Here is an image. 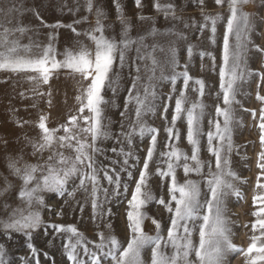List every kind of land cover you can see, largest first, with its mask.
<instances>
[{
  "label": "rangeland",
  "instance_id": "rangeland-1",
  "mask_svg": "<svg viewBox=\"0 0 264 264\" xmlns=\"http://www.w3.org/2000/svg\"><path fill=\"white\" fill-rule=\"evenodd\" d=\"M118 2L130 25V36L132 38L136 39L143 36L146 44H159L165 49V52L170 45H174L180 65L176 71H182L184 66L187 65L189 74L194 79L204 81L205 89L202 98L194 91L198 86L190 82L189 89L186 92L189 104L185 105L187 108L191 102L202 99L206 105L201 122L203 132L207 133L212 130L210 121L214 119H218L222 123L223 117L216 116L215 109L217 106L227 107L223 104L222 94L220 97L217 96V93L220 92L219 71L222 64V37L225 31L226 19L229 15L227 3L225 2L223 6H220L216 5L214 0H204L203 5L199 4L198 0H159L161 4L174 3L177 6L176 15L180 18L173 19L171 17L165 18L163 13L154 8L155 0H141V7L136 6L135 0H118ZM23 4L27 7L18 9L19 11H16L15 17L4 18L0 15V24L7 27L20 25L29 29L22 36L19 33L16 34L19 36L21 44H29L31 41L43 47L49 43L47 39L50 34L55 37L52 41L54 45H62L63 39L65 43L81 44L79 39H85L87 37L85 33L95 27V25L87 26L72 23L83 16L82 12L84 10L33 9L29 6V2ZM35 4L39 5L40 3ZM105 4L109 3H101L102 6ZM201 8L208 15L220 14L225 18L217 23L214 43L212 42L213 34L210 29H200L201 24L204 23ZM241 8L242 11L249 14L253 24V31L250 33L251 41L264 49V0H250L248 4L242 5ZM95 9L92 12L88 10H85V12L88 16L96 17ZM101 9L105 13L104 20H107L104 24V35L110 39L119 40L123 25L118 19L119 13L114 0L113 9L105 7H101ZM37 12L40 19L34 14ZM46 12L50 17H45ZM62 14H64V17ZM141 16L150 17L151 19L141 20ZM9 20L12 21L11 24L4 22ZM46 21H52V23H45ZM66 21L67 23H63ZM56 24L62 26H45ZM69 25L71 27H68ZM153 25L159 29V34L150 36L148 32ZM72 28H75L80 35H76ZM175 33H183L186 39H178ZM231 42H234V38H231ZM189 45L193 48L191 55L187 52ZM37 51V49H33V53ZM146 51H151V49L149 48ZM56 52L59 53V51ZM201 53H205V55L201 57ZM156 55L161 61L165 59V53L157 52ZM136 56L137 53L134 49L129 50L126 53V62L123 66L117 59L113 65V77L118 81L117 90L113 92L106 85L102 91V95L107 101L106 104L102 105V108L109 138L96 142L101 151L94 154V159L100 171L101 189H108V198L105 200L101 191L98 194V202L102 207L93 209L92 197L89 195L91 185H88L89 192H85L84 189L78 187V179L74 183L70 181L67 192L63 196L47 189L42 190L39 194L43 199V204L32 208L33 211H39L42 224L39 228L32 230L31 240L23 232H15L14 230L5 232L0 227V245H3L6 253L5 264H36V259L39 260V264H73V261L68 258L66 245L69 239L75 242L76 237L69 232L57 231L51 225L74 226L85 238L91 251H97L96 245L100 243L101 233L105 236L114 235L126 246V241L130 238L127 220V212L130 210L128 201L131 199L135 181L139 177L147 150L150 147V139L147 136L140 137L136 135L133 137L132 143L128 144L122 135V126L124 130H127L130 123L129 117L133 114L134 105L128 103V92L134 77L137 75V65L141 67V77L147 75L143 70L146 62L137 61ZM212 57H215L214 61ZM56 58L62 60L57 55ZM247 67L254 73H264V54L251 48V45ZM170 71V69L165 68L164 74L167 75ZM33 75L36 74L0 71V189L5 186V178L13 185L8 192L0 196V205L7 202L10 206L7 211L0 207V221L7 220L12 210L22 207L19 196L22 182L12 174L8 167L9 162L19 161V166L24 164L43 165L51 154L50 151H44L42 154L34 153L32 143L29 142H38L41 138V131L38 128L40 117L47 118V126L49 129L56 130L57 135H64L61 126L66 125L71 116L91 115L87 109L82 114L78 112L81 102L77 100V97L82 95L83 90L90 83V78L86 80L82 75L72 73L64 68L54 71L46 84L30 81L27 78ZM159 75L160 73L157 72V76ZM258 82L259 78L253 75L245 82L237 85L239 88L237 100L240 103L232 106L234 109V120L231 125L233 150L227 154L232 171L240 177V180L235 183L242 193V198L229 195L225 199L226 215L231 221L233 243L245 250L249 247L251 237L254 234L251 225L255 222L256 217L253 213L260 207H264V204L254 203L256 196L264 195V189L257 187L258 177L259 182L264 183V175H261L264 170L258 167V154L264 150L261 147L260 130L258 128L259 114L260 110L264 108V102L256 99L257 93L264 95V82H259V87H257ZM146 83V79L141 80L142 85ZM153 84L157 94L153 101L155 110L146 114L144 121L149 126L157 128L159 132L156 150L152 161L149 163L147 190H150L157 198L162 197L167 202L170 199L168 191L170 178H161L157 175L158 168L166 169V163H164L166 158L161 157L160 153L169 151L170 148L166 145L171 144V147H177L191 156L192 146L186 139L187 123L184 115L175 121L174 131L178 130L179 132L178 141L173 140L170 142L166 132V128L172 124L175 96L178 95L179 89L182 87V81L178 80L176 82V92H173V85L170 80L156 79ZM170 95L173 97L171 100L168 99ZM165 105H168L166 113L163 111ZM253 111L257 113L255 119L252 116ZM121 113L125 115L122 116ZM79 126H84L82 119L79 121ZM86 138L90 141V137ZM213 143L215 144L216 141ZM113 149H116V151L114 152ZM121 149L124 152L130 151L133 153L132 157L128 159L127 165L131 177L128 176L127 172L121 170L125 167L122 164L124 157L121 154ZM61 151L65 155H73L71 149L65 148ZM199 155L200 159L205 162L204 176H207L209 172L208 161H212V171H215L214 157L207 150L205 135L200 137ZM113 168L120 174L122 185L120 195L112 194L114 186L110 185L103 176L104 170H107L109 174H113ZM176 177L180 183L187 179L200 182L201 199L205 198L207 189L202 176L195 173L185 176L182 168H178ZM124 185H127V192L124 191ZM69 192L73 194L69 195ZM142 211L147 215V218L143 221L145 233L156 235L158 230L153 223V219H155L160 223V231L166 237L171 216L166 208L153 201L148 203ZM98 213H103V215ZM192 238L194 242L198 243V232H194ZM29 243L37 249L35 258L28 247ZM104 251H107V248ZM164 251L170 253L171 249H164ZM77 253L79 259L90 264L89 257L81 251V246L77 247ZM143 259L144 264H151L150 249L144 250ZM248 259L242 252L229 253L226 257V264H247ZM102 264H114V262L110 260V257H104ZM261 264H264V262H261Z\"/></svg>",
  "mask_w": 264,
  "mask_h": 264
},
{
  "label": "snow or ice",
  "instance_id": "snow-or-ice-1",
  "mask_svg": "<svg viewBox=\"0 0 264 264\" xmlns=\"http://www.w3.org/2000/svg\"><path fill=\"white\" fill-rule=\"evenodd\" d=\"M118 19L123 25V30L119 40L110 39L104 35L105 26L103 19L105 13L103 9L96 8V25L90 29L85 35L94 43V50H89L82 43L78 50L73 51L66 49L63 59L56 58V49L52 43L55 39L53 35H49V43L41 47L38 43L31 42L29 44H21L19 33L21 36L29 29L24 26L16 25L7 27L0 24V71H11L13 73L31 72L36 75L27 77L30 81L48 83L54 71L61 68L68 69L72 73L80 74L84 79L90 78V83L83 90L81 96L77 100L81 102L78 109L79 113H83L87 109L91 115L89 116H71L66 125L61 126L64 135H57L56 130L49 129L46 123V117L41 116L38 128L41 131V138L38 142H32L34 153H43L50 151L51 154L44 161V164H24L19 166V161H10L8 167L12 174L19 178L22 182L19 189L22 207L11 211L8 219L0 221V227L5 232L14 230L15 232H23L29 240H31L32 230L37 229L42 224L39 211H33L34 206L43 204L40 192L44 189L55 192L63 196L67 192V186L70 181L79 180L78 187L89 192L88 185H91L89 195L92 197L93 209H99L102 205L99 201V193L103 192L105 200L108 198V189H101L100 171L96 166L94 154L101 151L97 146V141L109 138L107 125L104 123L102 105L106 104L102 91L107 85L113 92L117 90L118 81L111 77L113 65L119 60L121 66L126 62V53L134 49L137 53V61H145L143 66L144 72L147 74L141 77V67L137 65L133 82L128 92V103L133 104V114L129 117L130 123L127 130L123 129L122 135L124 140L132 143L133 137H149L150 147L147 150L143 167L139 172V177L135 181V187L128 201L130 210L127 212L128 228L130 238L126 241V246L122 244L114 235L105 236L100 234V243L96 245L97 251H91L87 245L85 238L78 232L74 226L64 227L62 225H51L52 228L60 232H69L76 237L75 242L68 240L66 248L68 249V258L73 264H87V262L79 259L77 247L81 246V251L89 257L90 264H102L104 257H110L114 264H144L143 252L145 249L151 250V264H226V257L229 253H243L249 259L247 264H261L264 262V207H260L253 213L256 217L255 222L251 225L253 235L251 243L245 250L239 248L232 241L231 221L226 215L225 199L229 195L242 198V193L236 186V181L240 177L232 171L230 167V159L228 153L233 150L232 128L234 120V104H239L237 95L239 94L238 84L245 82L249 77L255 75L259 78V82H264V73L252 72L247 67L248 53L251 48L264 54V49L255 45L250 39V33L253 31V24L248 13L242 11L241 6L246 5L250 0H214L216 5L223 6L225 2L228 6L229 15L225 23V31L222 37V64L219 71L220 92L222 94L223 104L227 107L221 108L217 106L215 109L216 116L223 117L220 120L214 119L210 121L212 130L207 133L203 132L201 122L204 117L206 105L202 99L191 102L186 95L190 82L198 87L194 89L198 96H204L205 84L201 79H194L185 65L182 71H176L180 66L177 60L176 48L170 45L165 49L159 44H146L145 37L140 36L136 39L130 36V25L123 14V10L118 2L114 0ZM203 5L204 0H198ZM137 7H141V0H135ZM87 10L93 11V0H87ZM154 8L163 13L165 18L171 17L179 19L176 15V5L174 3L161 4L159 0H155ZM19 11L13 5L12 8L0 7V15H9ZM38 19L39 13H34ZM201 15L204 23L200 29L209 28L213 34L212 42H215V33L217 23L225 18L220 14L208 15L201 8ZM141 20L151 19L150 17H140ZM12 21L9 20L8 24ZM79 23V21H77ZM48 27H61L62 25H45ZM187 26V25H186ZM68 27H71L69 25ZM72 31L76 35H80L75 28ZM159 34V29L154 25L149 30L148 35L155 36ZM178 39H186L183 33H175ZM234 38V42H231ZM38 51L33 53V49ZM151 51H146L147 49ZM193 48L188 46L187 52L191 55ZM165 53V59L161 61L156 53ZM201 57L205 53L200 54ZM213 61L215 57H212ZM165 68L171 71L165 75ZM157 72L160 73L157 76ZM146 79V84H141V80ZM156 79H167L172 82L173 92H176L175 84L178 80L182 81V87L179 89L178 95L175 96V106L172 117V124L166 128L168 140H179V132L174 131L175 121L179 120L182 115L186 118L187 133L186 139L192 146V154L189 156L183 150L177 147L166 145L169 151L161 152V157L166 158V169H157V175L161 178H170L168 188L170 199L165 201L162 197L157 198L148 189L149 179V163L152 161L157 144V135L159 130L149 126L144 121V116L155 110L153 103L156 98V91L153 81ZM259 82L257 87H259ZM170 95L168 99H172ZM256 99L264 102V95L257 93ZM168 105H165L166 113ZM121 115H125L121 113ZM255 119L257 113L252 112ZM166 118V117H165ZM84 121V126H79L80 120ZM258 128L260 130V143L264 149V108L260 110ZM205 135L207 138V150L214 157L215 171H212V161L207 162L209 172L204 176L203 169L205 162L200 159V137ZM86 137H90L87 139ZM216 141L214 144L213 142ZM71 149L73 155H65L61 149ZM115 152L116 149H113ZM124 159L122 164L125 166L121 170L128 171V159L132 157V152H124L120 150ZM183 161V163H181ZM191 161L192 163H190ZM258 167L264 170V150L258 154ZM182 168L185 176L195 173L203 177L206 185L207 193L204 199L200 182L187 179L183 183L178 182L176 171ZM46 173V174H45ZM109 174L107 170L103 171V176L110 185H113V195H120L122 187L120 174L115 168ZM42 175V182H41ZM261 175H264L262 171ZM115 177V178H114ZM4 188L0 189V196L8 192L13 185L7 178L4 179ZM257 187L264 189V183L257 182ZM124 191L127 192V185H124ZM72 195V192L68 193ZM163 205L171 214L170 226L167 229L165 237L160 231L161 225L153 219L156 225V235H148L143 228V221L147 218L142 209L150 202ZM264 204V195L254 198V203ZM174 203V207H173ZM5 211L10 207L7 202L0 205ZM103 215V213H98ZM110 227V225H109ZM198 232V243L193 240V233ZM259 233V234H256ZM28 247L36 257L37 249L31 244ZM107 248V251L104 249ZM171 249L166 252L164 249ZM99 253V254H98ZM255 253V255H253ZM6 253L3 245H0V264H5ZM36 264L39 260L36 259Z\"/></svg>",
  "mask_w": 264,
  "mask_h": 264
},
{
  "label": "crops",
  "instance_id": "crops-1",
  "mask_svg": "<svg viewBox=\"0 0 264 264\" xmlns=\"http://www.w3.org/2000/svg\"><path fill=\"white\" fill-rule=\"evenodd\" d=\"M24 2H29L30 3V7L33 9H62V10H68V9H78V10H84L82 12L83 16L81 18L78 19L79 23H77V21H73L72 23L78 24V25H87V26H92V25H96V17H91L88 16L85 12V10H87V0H0V7H4V8H12L13 5L15 6L16 9H22V8H26L27 6L24 5ZM102 2L105 3H109V4H105L104 6L101 5ZM34 3H40L39 5H34ZM93 9L94 8H101V7H105V8H111L113 9V0H93ZM16 13V12H15ZM15 13H10L9 15L5 16L2 15V17L4 18H10L11 16L15 17ZM85 14V15H84ZM64 17V14H62ZM45 17H50L48 15V13L46 12ZM44 18V17H42ZM5 23L8 21H4ZM107 22V20L103 19V24H105ZM109 22V21H108ZM45 23H52V21H46ZM63 23H67L63 22ZM49 40V38L47 39V41ZM81 41V43L86 46L89 50H94V43L89 39V38H83V39H79ZM65 40L63 39V44L62 45H54L56 51H59V53L56 52V55L61 57L63 59V53L66 49H71V50H78L80 47V44H73V43H65ZM78 45V46H77ZM111 77H113V69L112 72L110 73Z\"/></svg>",
  "mask_w": 264,
  "mask_h": 264
}]
</instances>
